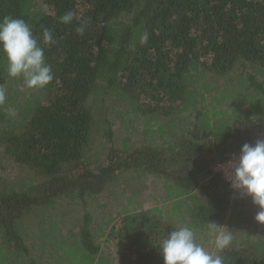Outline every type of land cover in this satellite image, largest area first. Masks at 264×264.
I'll return each instance as SVG.
<instances>
[{
	"label": "trees",
	"instance_id": "1",
	"mask_svg": "<svg viewBox=\"0 0 264 264\" xmlns=\"http://www.w3.org/2000/svg\"><path fill=\"white\" fill-rule=\"evenodd\" d=\"M4 17L28 22L54 78L20 91L0 56V86L17 81L0 105V172H19L0 174V264H42L26 230L40 216L53 227L38 245L52 264H164L160 241L184 226L224 264H264L258 206L216 171L264 139V0H0ZM118 120L137 121L143 143L117 147ZM124 173L177 197L106 215L100 198ZM64 217L81 221L59 240ZM209 223L233 232L230 246L215 248Z\"/></svg>",
	"mask_w": 264,
	"mask_h": 264
},
{
	"label": "clouds",
	"instance_id": "2",
	"mask_svg": "<svg viewBox=\"0 0 264 264\" xmlns=\"http://www.w3.org/2000/svg\"><path fill=\"white\" fill-rule=\"evenodd\" d=\"M74 14L68 12L60 17L62 23L72 21ZM83 35L85 25L76 29ZM148 39L147 33L141 36V43ZM43 42L52 43V33L43 29ZM0 56L6 61V72L12 78H22L28 89L43 88L54 78L51 66L45 61L44 49L40 46L28 22L21 18L4 17L0 20ZM6 94L0 89V105L6 102ZM14 115V110H9ZM234 189L252 198L258 206L255 220L264 224V140L255 145L245 143L240 151L232 179ZM208 236L217 250H223L233 241V232L216 223L208 224ZM227 229V230H223ZM159 252L164 264H224L223 257L210 253L203 244L197 242L196 233L191 227H178L160 241Z\"/></svg>",
	"mask_w": 264,
	"mask_h": 264
},
{
	"label": "rangeland",
	"instance_id": "3",
	"mask_svg": "<svg viewBox=\"0 0 264 264\" xmlns=\"http://www.w3.org/2000/svg\"><path fill=\"white\" fill-rule=\"evenodd\" d=\"M13 82L14 83L10 81L4 86H0V89H3L4 92H7L8 86H15L16 88V79H13ZM20 91H22L21 88ZM114 129L116 131L115 143L117 147H123L124 142L126 141H131L133 143V147L141 145L143 143L142 139L144 136L140 134V131L142 132V130L137 121H135L134 126H132L128 120H123L122 122L118 120L114 123ZM132 129L136 130L132 132ZM104 143L105 142L100 144L98 148L101 152L102 157H105L110 148V144L107 143L108 146L104 147V145H106ZM18 173L19 172L17 170L9 168L0 172L5 180H9L11 178L13 179V177L15 178ZM21 176L22 177H20V179H28V175L25 173L23 175L21 174ZM112 189L113 194L110 196L107 194L109 202L106 198L101 197L100 203L102 204L103 202L107 201V208L101 209V211L106 210L104 214L110 215L113 218H116L117 214L119 215L120 213H125L132 208H135L136 210L141 208L154 207V205H163V199H165L167 203H170V201L177 197L175 192L166 190V188L163 186L162 181L153 178L138 180L136 176L131 173H124L120 175V177L110 186L109 191ZM130 199L131 203L128 204V201ZM127 205H129V207ZM48 219L49 217L47 218V216H40L37 219L36 224H33V220L26 229L27 232L30 231L32 234V236H30V240H28V243L31 244L32 252L36 257H39V260L41 259V261H43L42 264H52L50 261L54 262V259L49 257L48 251L42 252L41 248L38 249V245L43 242V238L46 235L53 236V234L51 233L53 227L46 226V221ZM80 221L81 220L72 221V218H59V234L55 232V235H58L56 236V239L63 240L65 237L61 236L62 234L66 236L70 235V231L72 229H76L77 227L74 226L77 225ZM51 246L52 245L48 247L51 249ZM102 251L104 255H114L116 257V254H118L116 247H102ZM59 252L63 253V250H59ZM80 253H82V251ZM56 264H58V262H56ZM89 264L91 263L89 262Z\"/></svg>",
	"mask_w": 264,
	"mask_h": 264
},
{
	"label": "built area",
	"instance_id": "4",
	"mask_svg": "<svg viewBox=\"0 0 264 264\" xmlns=\"http://www.w3.org/2000/svg\"><path fill=\"white\" fill-rule=\"evenodd\" d=\"M239 155V151H232L228 153V155L216 165V171L222 173L223 178L229 183L233 190L240 194L246 195L245 193L234 189L232 186V179L234 178V169L238 161Z\"/></svg>",
	"mask_w": 264,
	"mask_h": 264
}]
</instances>
